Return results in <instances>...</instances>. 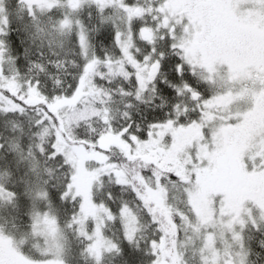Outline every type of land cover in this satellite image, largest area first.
<instances>
[{
	"label": "snow or ice",
	"instance_id": "1",
	"mask_svg": "<svg viewBox=\"0 0 264 264\" xmlns=\"http://www.w3.org/2000/svg\"><path fill=\"white\" fill-rule=\"evenodd\" d=\"M0 264H264V0H0Z\"/></svg>",
	"mask_w": 264,
	"mask_h": 264
}]
</instances>
